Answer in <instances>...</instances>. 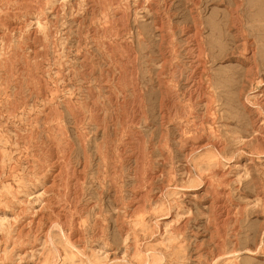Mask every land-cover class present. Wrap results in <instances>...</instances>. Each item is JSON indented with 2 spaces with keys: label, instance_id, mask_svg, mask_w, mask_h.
<instances>
[{
  "label": "rangeland",
  "instance_id": "obj_1",
  "mask_svg": "<svg viewBox=\"0 0 264 264\" xmlns=\"http://www.w3.org/2000/svg\"><path fill=\"white\" fill-rule=\"evenodd\" d=\"M261 118L264 0H0V264H264Z\"/></svg>",
  "mask_w": 264,
  "mask_h": 264
},
{
  "label": "bare ground",
  "instance_id": "obj_2",
  "mask_svg": "<svg viewBox=\"0 0 264 264\" xmlns=\"http://www.w3.org/2000/svg\"><path fill=\"white\" fill-rule=\"evenodd\" d=\"M194 2V1H193ZM193 2H192V4H193ZM166 6V5H165ZM56 7V6H55ZM57 7H58V5H57ZM56 9V8H55ZM52 10H53V8H52ZM166 10V9H165ZM157 11V10H156ZM159 13V12H158ZM194 20V19H193ZM161 21V20H160ZM165 22V21H164ZM192 22V21H191ZM236 22V21H235ZM237 23V22H236ZM160 24V23H159ZM156 27H158V26H156ZM163 27V26H162ZM160 29V28H159ZM158 29V30H159ZM191 29V28H190ZM197 30V29H196ZM160 32V31H159ZM158 32V33H159ZM186 32V31H185ZM195 32V31H194ZM164 33V32H163ZM195 33H197V32H195ZM163 36V35H162ZM195 36V35H194ZM160 37V36H159ZM184 37V36H183ZM160 39V38H159ZM195 39V38H194ZM161 41V40H160ZM194 46V45H193ZM199 47V46H198ZM194 49V48H193ZM195 50V49H194ZM199 51H201V50H199ZM196 52H197V50H196ZM200 55V54H199ZM251 55V54H250ZM202 58V57H201ZM201 61V60H200ZM249 62H251V61H249ZM161 66V65H160ZM162 66H164V65H162ZM191 66V65H190ZM195 66V65H194ZM197 66H199V65H197ZM197 68V67H196ZM160 69V68H159ZM160 71H162L161 69H160ZM160 71H158V72H160ZM254 72V71H253ZM191 74V73H190ZM163 75V74H162ZM175 75V74H174ZM198 75V74H197ZM196 78V77H195ZM256 78V77H255ZM192 79V78H191ZM175 80V79H174ZM199 80V79H198ZM195 83V82H194ZM198 85V84H197ZM196 86V85H195ZM190 89V88H189ZM193 89V88H192ZM189 93H191V92H189ZM118 104V103H117ZM161 105V104H160ZM118 106H119V104H118ZM113 111V110H112ZM99 116V115H98ZM101 117V116H100ZM118 118V117H117ZM261 121H263L264 119H260ZM98 121V120H97ZM113 122V121H112ZM104 123V122H103ZM264 129V128H263ZM263 129L262 128H260V127H257V128H255V131L254 132H256L257 134L256 135H260V137H257V139L259 140V141H261V143H263L264 144V138H262L263 136H264V133H263ZM120 131V130H119ZM61 133V132H60ZM113 133V132H112ZM57 134V133H56ZM108 134V133H107ZM77 136V135H76ZM118 136V135H117ZM76 138V137H75ZM113 139V138H112ZM111 139V140H112ZM114 141V140H113ZM65 144H66V142H65ZM208 144H210V143H208ZM212 145V144H211ZM213 146V145H212ZM72 148V147H71ZM81 149V148H80ZM70 150V149H69ZM104 150V149H103ZM71 151V150H70ZM119 151V150H118ZM68 152V151H67ZM121 152V151H120ZM64 154H66V153H64ZM67 155V154H66ZM69 155V154H68ZM84 155V154H83ZM63 156V155H62ZM66 157V156H65ZM68 157V156H67ZM54 160V159H53ZM58 160V159H57ZM72 161V160H71ZM58 162V161H57ZM70 163H72V162H70ZM54 165V164H53ZM59 165V164H58ZM72 166V165H71ZM49 167V166H48ZM63 167V166H62ZM61 167V168H62ZM73 167V166H72ZM59 168V167H58ZM54 170V169H53ZM58 170V169H57ZM83 170V169H82ZM116 170V169H115ZM78 171V170H77ZM71 172V171H70ZM81 172V171H80ZM60 173V172H59ZM54 176V175H53ZM54 177H56V176H54ZM59 178V177H58ZM79 178V177H78ZM81 179V178H80ZM79 182V181H78ZM69 184V183H68ZM80 184V183H79ZM60 188V187H59ZM77 190H78V188H77ZM61 192V191H60ZM58 196V195H57ZM76 200V199H75ZM71 205V204H70ZM74 205V204H73ZM212 206V205H211ZM215 207V206H214ZM212 208H213V206H212ZM215 208H217V207H215ZM222 208V207H221ZM71 210V209H70ZM77 210V209H76ZM75 210V212H74V214L75 213H77V211ZM219 211H220V209H219ZM52 212H54V211H52ZM78 212H79V210H78ZM57 213V212H56ZM64 214V213H63ZM59 216V215H58ZM79 216V215H78ZM70 218V217H69ZM225 218V217H224ZM41 219V218H40ZM44 219V218H43ZM76 219V218H75ZM59 220H60V218H59ZM223 220V219H222ZM39 221V220H38ZM38 223V222H37ZM52 223V222H51ZM54 223V222H53ZM56 223V222H55ZM49 224V223H48ZM52 225V224H51ZM76 228L74 227V229L72 230V232L73 233H76L77 232V230H75ZM45 233V232H44ZM46 234V233H45ZM75 243L77 244V245H80V238H76L75 239ZM80 249H82V248H80Z\"/></svg>",
  "mask_w": 264,
  "mask_h": 264
}]
</instances>
